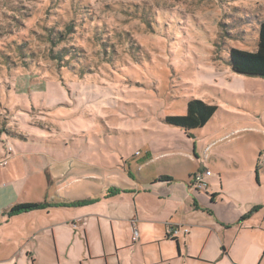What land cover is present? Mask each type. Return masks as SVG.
<instances>
[{
    "label": "rangeland",
    "instance_id": "374dc122",
    "mask_svg": "<svg viewBox=\"0 0 264 264\" xmlns=\"http://www.w3.org/2000/svg\"><path fill=\"white\" fill-rule=\"evenodd\" d=\"M255 19H264V0H0V205L47 203L41 209L58 210L44 217L47 222H66L64 211L98 214L107 202L58 201L66 177L82 182L64 193L87 200L94 194L90 185L98 186L88 169L94 157L131 159L164 127L166 116L186 114L190 98L218 105L208 129L254 128L263 132L264 146V78L233 72L227 58L233 47L256 49ZM61 51L66 55L55 59ZM29 145L68 159L46 161L28 152ZM233 145L239 148L236 137ZM9 146L14 155L8 159ZM48 169L68 174L52 179ZM119 173L130 179L122 168ZM34 210L15 221L30 222ZM13 219L6 213L0 226L9 220L12 226ZM66 234L57 239L59 257H77L86 245ZM89 244L92 254L103 249L96 234ZM56 250L50 238L35 245L39 255H52L53 264L66 263Z\"/></svg>",
    "mask_w": 264,
    "mask_h": 264
},
{
    "label": "crops",
    "instance_id": "0c3cea01",
    "mask_svg": "<svg viewBox=\"0 0 264 264\" xmlns=\"http://www.w3.org/2000/svg\"><path fill=\"white\" fill-rule=\"evenodd\" d=\"M214 117L215 114L199 130L208 129ZM203 131L191 134L165 123L131 159L124 155L122 161L115 155L104 161L94 157L88 169L98 186L90 185L94 194L86 199L93 203L107 202L109 206L98 214L64 211L63 214H69L66 222L44 221L52 212L58 213L56 209H36L30 222L15 221L17 216L30 211L13 215L12 226L10 220L0 226V264H36L39 260L53 264L51 254L35 252V245L49 238L57 249L54 256L64 260V264L87 258H103L105 264L264 263V158L262 163L259 161L264 151L260 140L263 132L248 127L233 130L231 124L209 127L205 134ZM240 133L259 139V143L241 140ZM234 137L239 140V148L233 145ZM28 150L36 156L43 154L46 161L58 165L68 159ZM13 155L10 153L8 159ZM158 161L159 166L153 168ZM120 168L129 173L130 179L119 173ZM204 170L212 174L204 177L206 188L197 190L191 185L192 177ZM47 174L52 179H61L68 173L48 169ZM160 176L170 179L157 180ZM81 182L66 177L65 186L56 191L58 201L84 200L64 193ZM2 191L0 187V194ZM110 191L115 193L110 195ZM14 203L0 205V223L10 208L19 204ZM169 226L188 227L189 233L173 238L168 234ZM56 228L62 229L58 233ZM134 229L138 231L137 240L133 239ZM67 230L72 238H79L86 245L77 257L69 252L59 257L57 239L63 238ZM95 234L103 249L92 254L89 235ZM107 241L114 252L107 249ZM110 256L115 259H109Z\"/></svg>",
    "mask_w": 264,
    "mask_h": 264
},
{
    "label": "trees",
    "instance_id": "16d2710c",
    "mask_svg": "<svg viewBox=\"0 0 264 264\" xmlns=\"http://www.w3.org/2000/svg\"><path fill=\"white\" fill-rule=\"evenodd\" d=\"M257 22V46L253 51L233 47L228 53V64L231 70L237 74L264 78V19H255ZM61 38L64 35L61 34ZM66 53H57L55 59H61ZM218 110V105L209 104L202 99L190 98L187 101V112L183 115H168L163 121L173 127H178L186 132L204 127L207 122L214 116ZM169 176H160L157 180H168ZM117 192V191H116ZM115 191H110V195ZM87 200H78L71 202L70 205H83ZM63 205V204H62ZM49 204L35 203H19L13 205L7 212L10 215L27 212L33 209H41Z\"/></svg>",
    "mask_w": 264,
    "mask_h": 264
},
{
    "label": "built area",
    "instance_id": "2783aa9c",
    "mask_svg": "<svg viewBox=\"0 0 264 264\" xmlns=\"http://www.w3.org/2000/svg\"><path fill=\"white\" fill-rule=\"evenodd\" d=\"M12 151V146L8 147V153L7 156L10 155V152ZM6 156V158H7ZM1 163V162H0ZM212 172L210 170H204L203 172H199L193 175L191 185L197 189V190H203L206 188V183L204 181L205 176L211 175ZM189 233L188 227H178V226H169L168 227V234L169 236L176 238L180 234H183L184 236ZM138 231L134 229L133 231V239L137 240L138 238Z\"/></svg>",
    "mask_w": 264,
    "mask_h": 264
}]
</instances>
